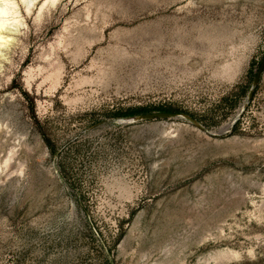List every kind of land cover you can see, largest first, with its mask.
Segmentation results:
<instances>
[{
  "label": "rangeland",
  "instance_id": "obj_1",
  "mask_svg": "<svg viewBox=\"0 0 264 264\" xmlns=\"http://www.w3.org/2000/svg\"><path fill=\"white\" fill-rule=\"evenodd\" d=\"M31 1L0 46V264H264V0Z\"/></svg>",
  "mask_w": 264,
  "mask_h": 264
},
{
  "label": "bare ground",
  "instance_id": "obj_2",
  "mask_svg": "<svg viewBox=\"0 0 264 264\" xmlns=\"http://www.w3.org/2000/svg\"><path fill=\"white\" fill-rule=\"evenodd\" d=\"M9 1L8 0H0V46L5 44L9 40V37H10L8 35L3 34L4 30H6L8 28V25L12 24L13 22H16V21L19 22L18 19L15 18V14H17V11L15 9L16 5H15V3H10ZM28 4H29V2H28ZM17 24H19V23H17Z\"/></svg>",
  "mask_w": 264,
  "mask_h": 264
}]
</instances>
